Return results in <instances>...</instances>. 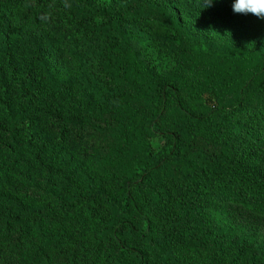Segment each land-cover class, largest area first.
I'll return each mask as SVG.
<instances>
[{"label": "trees", "instance_id": "obj_1", "mask_svg": "<svg viewBox=\"0 0 264 264\" xmlns=\"http://www.w3.org/2000/svg\"><path fill=\"white\" fill-rule=\"evenodd\" d=\"M234 2L214 18L261 19ZM20 12L32 22L15 30ZM100 14L0 0V264H264V245L209 220L264 222V43L211 53L166 3ZM143 32L181 47L170 70L141 57ZM237 124L261 133L255 148H234Z\"/></svg>", "mask_w": 264, "mask_h": 264}, {"label": "rangeland", "instance_id": "obj_2", "mask_svg": "<svg viewBox=\"0 0 264 264\" xmlns=\"http://www.w3.org/2000/svg\"><path fill=\"white\" fill-rule=\"evenodd\" d=\"M151 1L155 4H168L173 12L177 14L179 20L187 28V30L199 37L205 48L211 53H219L223 51L222 45L225 43L236 42H255L264 43V19H252L245 15L237 16L232 21V11L221 12L220 17L215 19L212 13V7L216 0H212L210 7H203V0H144ZM79 5L87 13L86 21L90 25L100 23L103 19L101 9L110 5V0H79ZM32 19L25 13H16L14 15V28L25 29ZM88 29L90 30V25ZM92 28V27H91ZM93 30V28H92ZM136 44L140 55L145 59L154 70L158 72H166L175 64L178 53L181 52V47L174 45L170 40H161L156 36L143 32L131 37ZM54 64L59 70L66 73L76 72L77 67L72 62L68 55L59 56ZM86 73L93 83L94 76L97 71L91 68V65H85ZM92 70V71H91ZM218 132V129H216ZM226 137L233 141L234 148L242 152L255 148L256 138L261 136L255 128L245 127L239 124L228 129ZM154 141V139H153ZM152 141L154 147L158 145L157 141ZM219 212L222 216L212 215V222H217L221 226H230L238 234L250 236L261 246L264 245V222H259L251 219L241 211L229 208H222ZM229 214V218L225 221V217Z\"/></svg>", "mask_w": 264, "mask_h": 264}, {"label": "clouds", "instance_id": "obj_3", "mask_svg": "<svg viewBox=\"0 0 264 264\" xmlns=\"http://www.w3.org/2000/svg\"><path fill=\"white\" fill-rule=\"evenodd\" d=\"M212 0H203V7H210ZM233 11L240 14L251 13L264 19V0H235Z\"/></svg>", "mask_w": 264, "mask_h": 264}]
</instances>
